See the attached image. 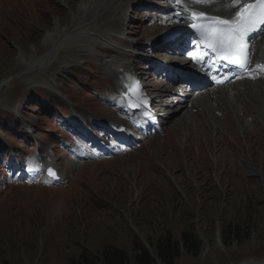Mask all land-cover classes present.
I'll use <instances>...</instances> for the list:
<instances>
[{"label":"rangeland","instance_id":"1","mask_svg":"<svg viewBox=\"0 0 264 264\" xmlns=\"http://www.w3.org/2000/svg\"><path fill=\"white\" fill-rule=\"evenodd\" d=\"M154 1L153 7L143 8L137 7L142 2L139 0H0V81L6 80L0 88V138L7 137L18 153L15 172L34 176L38 167L35 156L30 158L31 142L23 138L21 123L10 122L17 117L15 113L37 130L34 141L54 142L49 155L64 164L63 171L75 168L60 188L47 184L6 188V178L15 172L8 167L10 155L0 146V264H70L86 249L100 256L109 244L126 249L134 261L137 241L156 254L155 244L162 235L172 232L180 238L186 229L201 236L204 252L199 257L184 252L177 264H264V81L261 88L254 86L261 91L259 100L247 90L234 96L223 93L220 102L217 100L221 108L210 95H194V104L192 100L186 103V96L183 105L174 107L165 120V129L157 132L158 137L147 139L136 150L113 154L117 157L110 160L88 161L81 170L72 165L76 151L85 148L81 143L84 139L71 131L67 109L40 87L57 89V81H61L72 94L81 90V98L87 102L84 105L91 107V91L98 87L102 74L95 70L99 65L87 48V38L74 33L63 46L56 47L47 35L54 30L76 29L85 22L94 38L101 34L102 26L115 35L124 31L138 40L135 51L141 56L134 57L140 60L154 55L170 59L149 52L148 39L159 31L163 13L177 9H166L162 0ZM99 2H103L102 8L97 9ZM121 19L125 24L120 27ZM110 50L111 57L127 60ZM48 56L54 58L49 60ZM35 59L38 63L35 61L33 69L30 61ZM83 69L87 76L80 75ZM74 70L78 71L73 75L83 82L71 86L62 74ZM139 70L144 71L138 73L141 78H151L149 84L155 82L152 69ZM172 72L181 77L179 71ZM114 87V83L106 86L112 92ZM247 106L250 111L246 114ZM86 107L82 109L88 114L98 115L90 135L104 142L109 133L102 120L108 116L97 114L100 106L91 111ZM223 109L229 118H221ZM111 121L125 125L121 118ZM125 138L130 139L129 135ZM230 223L240 225L249 236L225 244L222 231Z\"/></svg>","mask_w":264,"mask_h":264},{"label":"trees","instance_id":"2","mask_svg":"<svg viewBox=\"0 0 264 264\" xmlns=\"http://www.w3.org/2000/svg\"><path fill=\"white\" fill-rule=\"evenodd\" d=\"M238 224L230 223L222 231V240L225 244H231V241L238 239L243 240L246 234ZM156 254L151 251L145 244L137 241L134 244V261L126 249L109 244L104 247L100 256L84 250L78 258L72 259L70 264H158V261L164 264H177L179 259L187 252L194 257L203 254L205 243L201 236L195 230H184L180 238H177L172 232L162 235L155 244Z\"/></svg>","mask_w":264,"mask_h":264},{"label":"snow or ice","instance_id":"3","mask_svg":"<svg viewBox=\"0 0 264 264\" xmlns=\"http://www.w3.org/2000/svg\"><path fill=\"white\" fill-rule=\"evenodd\" d=\"M212 2L213 0H191V3L195 5ZM176 3L184 11L191 7L187 0H176ZM237 5H241V0H227V7L236 8ZM190 14L197 20L208 22L201 31L205 37H211L214 41L209 45L213 50L224 48L228 53L225 58L231 59L233 63L241 67L246 68L251 63L250 50L247 49L245 41L251 32L258 31L257 25L264 26V0H253L252 3L241 5L234 12L233 19H224L220 15L207 16L204 11L193 10ZM257 67L264 70V64ZM49 175L55 177V172L49 169Z\"/></svg>","mask_w":264,"mask_h":264},{"label":"bare ground","instance_id":"4","mask_svg":"<svg viewBox=\"0 0 264 264\" xmlns=\"http://www.w3.org/2000/svg\"><path fill=\"white\" fill-rule=\"evenodd\" d=\"M96 1V0H95ZM176 1V0H175ZM248 0H241V5H243V4H245L246 2H247ZM187 3L189 4V5H191V7H189L188 8V10L187 11H184L183 10V12H178L177 14H179V15H174V16H168L166 19H167V21H168V23H175L176 25H180V26H189L191 23H192V21H193V17L191 16V11H193V10H195V11H203V10H213V11H215L216 13H218V14H222V15H224V16H226V17H228V18H230V19H233L234 18V12L236 11V9L237 8H240L241 7V5H237L236 6V8H230V7H227L226 6V4H227V0H213V2L212 3H210V4H199V5H195V4H192L191 3V0H188L187 1ZM92 4V3H91ZM102 4H103V2H99V3H97L96 5H95V7L97 8V9H100V8H102ZM86 5V4H85ZM90 6V5H89ZM86 7V6H85ZM92 7V6H91ZM90 7V8H91ZM94 7V6H93ZM92 7V8H93ZM88 9H89V7H88ZM93 10V9H92ZM88 11V10H87ZM237 19V22H239L238 21V18H236ZM85 22H82V23H79L78 25H76V29H71V30H66V31H60V30H54L53 32H50L48 35H47V38H51V40H53V42H54V44H55V46L57 47V45H60V46H63V44H65L66 42H67V39L68 38H72L70 35H73L74 33H77V36L78 37H80L81 36V38H83V39H86L87 38V41H88V43H89V46H91V45H97L96 43V40H97V38L95 37H93V30L91 29V28H89V27H91V26H89L90 24H84ZM83 24H84V26H83ZM174 24V25H175ZM175 25V26H176ZM170 26H172V25H170ZM170 26H168V27H170ZM75 27V26H74ZM81 28H85V30H81ZM84 33V34H83ZM76 39V38H75ZM79 39V38H78ZM48 40V39H47ZM50 40V39H49ZM69 40V39H68ZM52 42V41H51ZM111 45H113L116 49H120L119 48V46L118 45H115V44H111ZM24 58V57H23ZM52 58H54V57H50V56H48V59L50 60V59H52ZM36 59L35 60H32V61H30L31 63H30V65H31V68H35V65H36V62L38 63V60L36 61ZM258 61H260L261 62V64H264V53H262L260 56H259V59H258ZM106 62V64H109L110 66V69L114 72V75H115V79L119 82V86H120V88L125 92V93H128V94H130L131 92H130V90L132 89V84H128V83H125V81H124V79H125V77L129 74V73H131V72H135L134 71V68H131V65H130V63L129 62H126V63H123V62H115V61H111V60H106L105 61ZM125 64V65H124ZM131 69H130V68ZM37 70H39V69H37ZM264 71V70H263ZM264 73V72H263ZM37 75H38V73H37ZM261 76H263V74H261ZM5 82H6V80H2V81H0V88L2 87V85H5ZM261 83H262V81H261V77L259 78V80H257V82H256V84H257V86L259 87V88H261ZM239 85V84H238ZM247 87H248V85H246ZM210 94H220V96L222 95V93H221V91H216V92H211ZM253 94V93H252ZM253 95H255V94H253ZM217 96V95H216ZM257 102V101H256ZM252 103V102H251ZM197 107H198V105H197ZM260 107V106H259ZM250 111V109H246V114H247V112H249ZM221 116H222V118H225V117H227V118H229V116H228V114H227V111L226 110H224L223 109V111L221 112ZM139 125H138V127L139 128H145V127H143V125L140 123V120H138V122H137ZM254 123H257V121L256 120H254ZM115 126H116V128L118 129V131H120V129L122 130L123 129V127H124V125H120V123L119 124H117V122L115 121L114 123H113ZM253 126H254V124H253ZM256 128V131H259V130H257V127H255ZM253 130L255 131V129L253 128ZM126 132V133H125ZM124 133H125V135H129V130H125L124 131ZM125 140H126V138H125ZM149 144V143H148ZM117 163V162H116ZM50 169H53V168H51L50 167Z\"/></svg>","mask_w":264,"mask_h":264}]
</instances>
